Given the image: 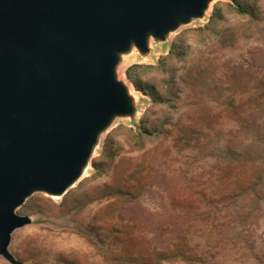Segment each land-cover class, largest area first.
Returning a JSON list of instances; mask_svg holds the SVG:
<instances>
[{
    "label": "rangeland",
    "instance_id": "obj_1",
    "mask_svg": "<svg viewBox=\"0 0 264 264\" xmlns=\"http://www.w3.org/2000/svg\"><path fill=\"white\" fill-rule=\"evenodd\" d=\"M147 47L115 68L133 115L15 209L20 264H264V0H211Z\"/></svg>",
    "mask_w": 264,
    "mask_h": 264
},
{
    "label": "water",
    "instance_id": "obj_2",
    "mask_svg": "<svg viewBox=\"0 0 264 264\" xmlns=\"http://www.w3.org/2000/svg\"><path fill=\"white\" fill-rule=\"evenodd\" d=\"M211 0H0V256L30 223L15 209L34 192L62 195L100 134L132 116L116 79L122 54L148 51Z\"/></svg>",
    "mask_w": 264,
    "mask_h": 264
},
{
    "label": "bare ground",
    "instance_id": "obj_3",
    "mask_svg": "<svg viewBox=\"0 0 264 264\" xmlns=\"http://www.w3.org/2000/svg\"><path fill=\"white\" fill-rule=\"evenodd\" d=\"M76 182V181H75ZM51 198H53V199H56V198H59L58 196H60V195H49Z\"/></svg>",
    "mask_w": 264,
    "mask_h": 264
},
{
    "label": "trees",
    "instance_id": "obj_4",
    "mask_svg": "<svg viewBox=\"0 0 264 264\" xmlns=\"http://www.w3.org/2000/svg\"><path fill=\"white\" fill-rule=\"evenodd\" d=\"M115 194V193H114Z\"/></svg>",
    "mask_w": 264,
    "mask_h": 264
}]
</instances>
